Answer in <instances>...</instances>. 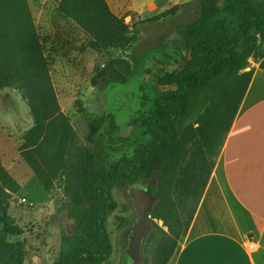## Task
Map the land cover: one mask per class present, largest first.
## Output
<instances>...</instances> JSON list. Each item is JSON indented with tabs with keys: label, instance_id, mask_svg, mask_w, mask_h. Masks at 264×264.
Returning a JSON list of instances; mask_svg holds the SVG:
<instances>
[{
	"label": "trees",
	"instance_id": "1",
	"mask_svg": "<svg viewBox=\"0 0 264 264\" xmlns=\"http://www.w3.org/2000/svg\"><path fill=\"white\" fill-rule=\"evenodd\" d=\"M59 4L65 16L91 35L89 46L95 50L116 44L127 47L138 40L137 32L130 30L124 16L110 9L107 0H60ZM179 33L176 49L181 68L158 80L162 92L145 121L151 140L138 146L130 158L114 162L109 172L80 176V189L89 206L76 221L74 255L57 264H101L110 257L112 246L105 223L118 205L112 195L115 186L155 181L145 185L156 194L148 220L163 230L155 219L162 220L171 242L164 244L158 264L168 261L188 229L213 160L197 187L200 172L186 157V144L198 139L206 154L214 157L252 78L254 69H245L248 58L264 68V0H199L195 14ZM22 49L19 57L4 64L3 78L28 106L33 124L27 134L38 144L36 157L30 153L28 159L49 187L45 171L68 173L74 166L73 152L82 149L57 100L45 43L27 0H0V63ZM89 128L95 133L96 122L90 121ZM19 188L20 184L0 169V227L7 222L12 192ZM176 191L181 199L192 196L195 201L186 219L178 211ZM7 235L6 228L0 229L2 264H23L24 241H9ZM127 259L117 264H131L129 256Z\"/></svg>",
	"mask_w": 264,
	"mask_h": 264
},
{
	"label": "rangeland",
	"instance_id": "2",
	"mask_svg": "<svg viewBox=\"0 0 264 264\" xmlns=\"http://www.w3.org/2000/svg\"><path fill=\"white\" fill-rule=\"evenodd\" d=\"M27 3L45 43L57 100L82 151L73 152L74 166L68 173L45 171L49 187L43 184L28 159L30 153L36 157L38 151V144L27 134L33 124L32 116L18 90L3 78L4 64L19 57L24 49L4 59L0 63V169L13 177L20 188L12 192L7 222L0 229L6 228L9 241H24L23 264H57L74 255L76 221L89 206L80 189V176L109 172L114 162L130 158L138 146L151 140L145 121L162 92L158 80L181 68L176 49L179 30L195 14L199 0H157L158 11L145 17L127 11L123 15L125 22L137 32L138 40L127 47L116 44L99 50L89 46L91 35L63 14L60 0ZM256 63L259 61L248 58L245 69ZM90 121L96 122L93 134ZM186 149V157L200 172L196 181L199 187L213 157L206 154L198 139L187 143ZM148 183L155 181L141 180L112 188L118 205L105 223L112 253L103 264L128 261L129 234L137 219L128 191ZM173 195L179 213L186 219L195 201L192 196L181 199L179 191ZM155 221L163 230L148 220L139 254L129 259L131 264H158L164 244H171L162 220ZM3 261L0 258V264Z\"/></svg>",
	"mask_w": 264,
	"mask_h": 264
},
{
	"label": "crops",
	"instance_id": "3",
	"mask_svg": "<svg viewBox=\"0 0 264 264\" xmlns=\"http://www.w3.org/2000/svg\"><path fill=\"white\" fill-rule=\"evenodd\" d=\"M107 3L118 16L158 11L157 0ZM251 68L252 78L213 157L188 229L165 264H264V68L258 63Z\"/></svg>",
	"mask_w": 264,
	"mask_h": 264
},
{
	"label": "water",
	"instance_id": "4",
	"mask_svg": "<svg viewBox=\"0 0 264 264\" xmlns=\"http://www.w3.org/2000/svg\"><path fill=\"white\" fill-rule=\"evenodd\" d=\"M133 196L134 206L137 207L138 217L129 234L130 248L134 255H138L144 232L146 229L147 214L151 205L146 209V204L150 195L147 187L136 188L130 193Z\"/></svg>",
	"mask_w": 264,
	"mask_h": 264
},
{
	"label": "flooded vegetation",
	"instance_id": "5",
	"mask_svg": "<svg viewBox=\"0 0 264 264\" xmlns=\"http://www.w3.org/2000/svg\"><path fill=\"white\" fill-rule=\"evenodd\" d=\"M142 188V187H141ZM134 189H136V188H130L129 189V193H131V191H133ZM149 192H150V195H149V198H148V201H147V204H146V209L151 205V207H152V205L154 204V202H155V200H156V194H154L153 192H151L150 190H149ZM130 198H131V200H132V205H133V207H134V209L136 210V212H137V217H138V211H137V207L136 206H134V203H133V196L130 194ZM128 256H129V259L131 260V259H135V257H137L138 255H134V252L131 250V248H130V241H129V247H128Z\"/></svg>",
	"mask_w": 264,
	"mask_h": 264
},
{
	"label": "built area",
	"instance_id": "6",
	"mask_svg": "<svg viewBox=\"0 0 264 264\" xmlns=\"http://www.w3.org/2000/svg\"><path fill=\"white\" fill-rule=\"evenodd\" d=\"M251 245H252V244H251V243H249V247H251Z\"/></svg>",
	"mask_w": 264,
	"mask_h": 264
}]
</instances>
